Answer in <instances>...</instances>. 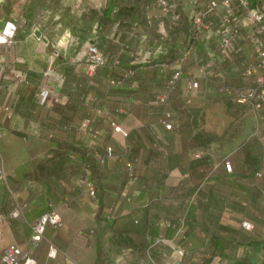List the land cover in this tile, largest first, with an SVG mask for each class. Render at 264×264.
<instances>
[{
  "label": "crops",
  "instance_id": "1",
  "mask_svg": "<svg viewBox=\"0 0 264 264\" xmlns=\"http://www.w3.org/2000/svg\"><path fill=\"white\" fill-rule=\"evenodd\" d=\"M42 1L0 0V29L16 24L11 41L0 44V105L15 97L9 112L0 111V254L13 242L28 246L35 264H262L264 105L240 103L230 113L236 151L209 139L228 112L223 87L238 86L243 63L253 59L247 41L238 40L241 52L229 57L217 53L214 37L182 50L166 44L164 29L172 23L174 37L177 23L153 0ZM76 11L80 25L69 29ZM74 36L93 44L103 63L92 65ZM50 55L59 73L46 71ZM127 68L132 79L110 84ZM42 86L50 94L40 105ZM166 111L170 129L161 124ZM200 133L208 138L196 141ZM50 162L59 167L56 180L36 171ZM69 162L89 177L93 194L69 180ZM50 206L61 225L47 224L29 246L30 221Z\"/></svg>",
  "mask_w": 264,
  "mask_h": 264
},
{
  "label": "built area",
  "instance_id": "2",
  "mask_svg": "<svg viewBox=\"0 0 264 264\" xmlns=\"http://www.w3.org/2000/svg\"><path fill=\"white\" fill-rule=\"evenodd\" d=\"M155 6L163 14L170 17L171 22H176L179 17L177 11V3L170 0H153ZM187 21H188V36L187 41L193 40V43L205 41L214 37L215 49L222 57H229L233 53H240L241 47L238 40L242 37L247 41L253 59L243 63L239 71V78L243 85L240 88L232 89L223 87L224 92L235 102L248 104L253 109H259L264 105V0H185ZM16 30L14 21H7L0 29V44L9 43ZM192 43V44H193ZM85 51L89 62L92 65H100L103 63L102 53L90 43H85ZM51 55L48 58L47 72H50ZM213 64L212 60L205 62L204 72L208 73V69ZM132 71L124 69L119 76L110 80V84H119L126 80ZM179 70L172 72L169 83L164 88L165 91L158 95L160 102L167 100V90L170 83L179 77ZM188 87L196 88L197 79H190ZM50 94V90L46 86L38 89L36 100L40 105L46 103ZM15 100L13 94H9L7 100L0 105V111L9 112L12 102ZM161 120V124L165 129L172 127L169 121L171 113L166 111ZM112 130H117V125L110 122ZM82 125H85L83 123ZM106 154L111 153V148H105ZM198 152L195 156H198ZM219 161L226 171L231 170V162L227 156H221ZM209 166H214L207 162ZM256 175L261 172L257 170ZM3 171L0 167V177ZM89 194L94 193V187L91 181L85 180ZM19 212V204H14L10 210L11 216H17ZM62 219L58 211L54 207H48L34 217L29 223V234L27 236V244H36L43 233L44 227L49 224L53 227H59ZM241 225L248 229L250 223L246 220L241 221ZM48 254L54 253V247L48 248ZM1 264H35L36 259L29 251L28 246H21L10 242L2 247L0 254ZM207 264H227L226 260L221 258H213Z\"/></svg>",
  "mask_w": 264,
  "mask_h": 264
},
{
  "label": "rangeland",
  "instance_id": "3",
  "mask_svg": "<svg viewBox=\"0 0 264 264\" xmlns=\"http://www.w3.org/2000/svg\"><path fill=\"white\" fill-rule=\"evenodd\" d=\"M39 1H40V3L43 2L42 0H39ZM198 1H201V0H198ZM179 6H178L179 7V9H178L179 17H178V20L175 22V23H177L178 31L176 32L174 37L172 35H170L171 32H172L171 28L174 27V25L172 23H170L169 24V28L168 29L167 28L164 29V34L162 35V40H163V42H166V44H168V42L170 41L171 43H173V45L176 44L177 47L182 50L183 48L187 49L189 46H191L192 43H193V40L187 41V36H188V30H187L188 29V21H187L188 13L186 12L187 8L184 6L183 3H179ZM154 7L157 10H159L155 6V4L152 6V8H154ZM48 9H49V6H48ZM77 14H79L78 11H76V14H75V16L77 17L76 20L73 19V18H70V17L67 18V21H66L67 28H69V29H70V27L75 28V27H78L80 25V22L77 19L81 18V16H79ZM89 16L90 15H88V17ZM70 37L68 36V38H70ZM73 39H74L75 46H83L84 47V45H85V42H84L85 37H83V36H78V37L74 36ZM154 59L155 58H153L152 60H149V63L152 64L154 62ZM52 64H53V62L48 67V69L50 70V72H48V73H52V72L56 73V72H58V68L54 67ZM127 69H130L131 71L133 70L132 68H127ZM132 77H133V71H132V74L126 80H130V79H132ZM238 78H239V75H238ZM242 85H243V83L240 81V78H239V85L238 86H233V87H234V89H236V88H240ZM227 99H228L227 103H226L227 109H228L227 115L224 116V117H219L221 122L223 123L222 129L221 130H217V131H212L211 133H209V139H211V141L215 140L218 143V145L223 143V144L226 145V147L229 150L236 151L238 149L239 143L235 144V142H234L235 141V137L237 135V131L234 130V128L231 127V125L234 123V119H233V117L231 116L230 113L231 112L233 113L234 111H236L238 109V106L236 104H240V103L235 102L228 95H227ZM243 105L249 106L248 104H243ZM214 119H215L214 121H217L218 117H214ZM262 126H263V124H262ZM203 135H205V134L204 133H200V136H199L200 140L208 138V137L204 138ZM74 164L75 163H73V162L67 163V165L69 166V169L66 170V171L70 174L69 180H71L72 182L77 181L78 183L84 184V181L87 180V178H89V177H87V175L85 173L82 174V171L79 172V171L73 169ZM47 165H48V168H46V167H44L43 165L40 164V166L37 168L38 170H36V171H38V174L39 175H43V176H48V177L51 176V178L53 180L58 179L59 174H60L59 167L56 164L55 165L52 164V162H50V165L49 164H47ZM31 172L32 171H30V173ZM76 174H77V176H76ZM259 263L260 262H258V264ZM263 263H264V260H262V264Z\"/></svg>",
  "mask_w": 264,
  "mask_h": 264
},
{
  "label": "trees",
  "instance_id": "4",
  "mask_svg": "<svg viewBox=\"0 0 264 264\" xmlns=\"http://www.w3.org/2000/svg\"><path fill=\"white\" fill-rule=\"evenodd\" d=\"M250 1H252V0H250ZM199 136H200L199 134L198 135L196 134L195 135V140L198 141V142H201L202 140L199 139L200 138Z\"/></svg>",
  "mask_w": 264,
  "mask_h": 264
}]
</instances>
